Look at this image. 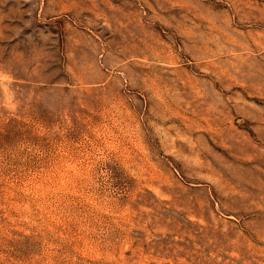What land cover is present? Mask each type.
I'll return each instance as SVG.
<instances>
[{
    "label": "rangeland",
    "instance_id": "rangeland-1",
    "mask_svg": "<svg viewBox=\"0 0 264 264\" xmlns=\"http://www.w3.org/2000/svg\"><path fill=\"white\" fill-rule=\"evenodd\" d=\"M0 264H264V0H0Z\"/></svg>",
    "mask_w": 264,
    "mask_h": 264
}]
</instances>
